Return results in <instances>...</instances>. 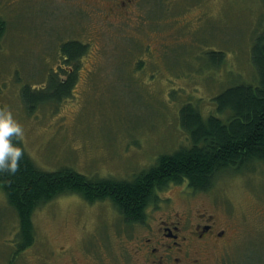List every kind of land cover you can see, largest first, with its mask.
I'll return each mask as SVG.
<instances>
[{
  "label": "rangeland",
  "instance_id": "374dc122",
  "mask_svg": "<svg viewBox=\"0 0 264 264\" xmlns=\"http://www.w3.org/2000/svg\"><path fill=\"white\" fill-rule=\"evenodd\" d=\"M109 6L105 0L96 7L91 0H0V107L10 109L22 125L21 142L39 169L130 180L160 154L188 144L178 125L183 102L197 101L203 113H216L217 93L231 84L255 82L250 49L264 24V0H140L129 14L146 15L147 33L141 29L137 41L146 39L150 49L131 48L135 27L107 19ZM69 40L87 49L74 60L69 94L59 98L46 84L50 74L66 77L61 66L66 73L74 69L73 63L63 64L60 52ZM209 48L224 51L220 66L210 67ZM181 49L187 60L182 56L183 63L175 64ZM185 184L162 195L176 201ZM192 202L204 203L208 213L230 216L231 253L240 264H264V164L218 174L210 188L193 194ZM113 207L108 198L89 202L74 192L36 206L24 239L32 246L17 254V264L44 263L46 248L59 250L54 264H68L73 256L87 264L96 230L106 232L99 223L114 220ZM21 223L0 188L5 257ZM108 225L112 245L126 237Z\"/></svg>",
  "mask_w": 264,
  "mask_h": 264
},
{
  "label": "trees",
  "instance_id": "16d2710c",
  "mask_svg": "<svg viewBox=\"0 0 264 264\" xmlns=\"http://www.w3.org/2000/svg\"><path fill=\"white\" fill-rule=\"evenodd\" d=\"M3 22L0 20L1 25ZM261 27L250 49L255 82L231 84L217 93L213 97L216 113H203L197 101L183 102L178 111V125L188 144L160 154L155 164L130 180L92 179L69 168L39 169L26 153L20 137L15 138L13 142L23 149L20 166L15 172L0 171V188L19 214L22 231L25 233L29 228V215L36 206L62 193L74 192L89 202L108 198L126 217L139 219L156 188L186 181L193 190H205L220 173L253 170L256 164H264V24ZM86 49L87 45L77 40L61 44L63 63H73L74 69L67 73L63 69L64 81L54 74L48 76L46 85L52 96L69 94L76 68L74 60ZM205 52L208 59L211 56L210 67L220 66L225 60L222 49L209 48ZM179 53L175 64L183 63V49ZM26 237L25 233L22 239Z\"/></svg>",
  "mask_w": 264,
  "mask_h": 264
},
{
  "label": "flooded vegetation",
  "instance_id": "af4514ba",
  "mask_svg": "<svg viewBox=\"0 0 264 264\" xmlns=\"http://www.w3.org/2000/svg\"><path fill=\"white\" fill-rule=\"evenodd\" d=\"M100 1L91 0V3L96 7V2ZM105 1L110 4L107 8L109 11L107 19L130 21L131 26L135 27V32L132 31L129 41L133 44L131 48L150 49L146 39L142 40L140 47L137 41V34L141 29L144 34L147 33V20L143 19L146 15L138 10L129 14L134 5L139 7L140 0ZM138 19H142L141 27L137 23ZM61 68L64 69L63 66ZM183 182H170L162 188H156L153 195L145 202L139 219L126 217L123 212L113 207L114 211L111 215L114 220L108 223L113 225L116 231H125L126 237L122 241H117L122 243L119 246L116 245L117 242L112 245L107 231L108 223L106 221L99 223V226L105 225L106 232L102 235L96 230L95 248L86 255L88 259H84V262L87 264H240L231 253L230 244L233 243L235 236L234 238L231 236L232 226L229 223V215H221L216 211L208 213L204 203H193V194L197 190L189 189L186 184L184 192L182 189L179 190L176 201L172 195H162L164 189L173 185L181 186ZM218 218H225L228 222L224 223ZM138 227L139 230H136ZM21 231L19 226L17 237L12 241L11 255L5 257L6 254L0 248V264L21 263L17 254L26 249V246H32L21 239ZM57 251L59 250L46 248L44 252L47 261L36 263L54 264L53 255L57 254ZM74 257H71L72 261L68 264H81Z\"/></svg>",
  "mask_w": 264,
  "mask_h": 264
},
{
  "label": "clouds",
  "instance_id": "9594fccd",
  "mask_svg": "<svg viewBox=\"0 0 264 264\" xmlns=\"http://www.w3.org/2000/svg\"><path fill=\"white\" fill-rule=\"evenodd\" d=\"M23 135V127L7 107H0V171L15 172L20 166L23 149L13 142Z\"/></svg>",
  "mask_w": 264,
  "mask_h": 264
}]
</instances>
